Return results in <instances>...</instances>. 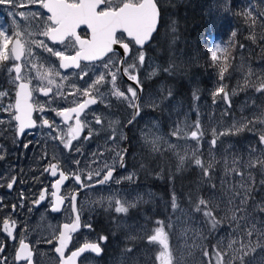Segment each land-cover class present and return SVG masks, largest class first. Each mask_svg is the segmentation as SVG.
Masks as SVG:
<instances>
[{
  "label": "snow or ice",
  "instance_id": "6c2138e0",
  "mask_svg": "<svg viewBox=\"0 0 264 264\" xmlns=\"http://www.w3.org/2000/svg\"><path fill=\"white\" fill-rule=\"evenodd\" d=\"M0 6H7L13 18L10 27H0V68H6L9 82L14 88V102L7 105L3 103V98L10 93L0 91V112L8 116L5 134L11 132L14 141L21 143L24 149H28L33 141L24 143L22 138L33 135V130L47 129L48 137L58 142L51 160L47 152L41 157L46 161L42 175L53 178L50 188H42L32 204L39 206L49 201L48 210L52 213L70 209L67 221L55 230L54 251L58 255V264H77L78 258L86 252L99 256L103 251L100 242L107 240L106 236L100 235L99 242L85 240L74 250L69 249L73 234L81 227H92L91 224L82 223L80 194L86 189L111 183L122 185L127 181L135 184V171L121 177L116 175L118 169L127 171L130 150L125 146L129 137L122 130L134 125L145 107L156 110L162 107L164 101L170 102L172 97L171 90L164 95V89L147 99L142 95L144 85L140 72L146 64L144 48L158 30L161 19L159 0H0ZM217 7L225 15L232 11L229 0H218ZM235 15L249 29L247 39L264 49V12H256L250 3ZM258 24L261 28L259 34ZM82 26L87 30V35L83 37L80 34ZM236 36L237 32L232 31L227 43L216 42L208 54L212 65L218 70L219 82L211 94L212 103L217 104L219 98L227 109L232 107L231 96L236 94V89L229 91L223 81L234 67L233 50L246 47L243 43L237 45ZM133 45L136 46L135 53ZM118 48L123 50L122 55L118 54ZM174 70V64L162 69L154 67L148 78L157 76L160 71L171 74ZM69 71L73 79L69 78ZM124 78L131 82L126 89L119 84ZM247 89L264 96V68L259 72L248 68L240 87L241 91ZM38 96L46 98L45 102L41 103ZM109 97L131 110V118L126 125L116 119L106 121L104 116L94 112L89 118L92 106L103 104L106 109L113 106ZM193 99H199L195 92ZM58 101L67 102L68 106L52 108L51 105ZM245 108L247 112H242L239 119H234L222 131L217 127H212L210 133L206 131L199 109H194L196 120L191 125L187 122L175 124L169 139L158 135L155 125V131L142 134L145 144H150L152 153L163 152L164 146H167L166 151L171 152L178 161L177 170L189 162L198 168L204 183L211 190L207 197L201 195L193 200L190 196L187 213L180 209L175 194L170 203L173 214L182 212L180 220L185 215L189 217L183 232H191L194 237L192 247L200 248V264H264V198L257 199L256 196L258 189H264V104L257 105L253 100ZM227 109L225 115L229 114ZM48 111L54 112L59 123L47 118L45 113ZM35 113L40 115L36 116ZM4 123L5 120L0 119V125ZM244 132L258 133L257 143L250 144L246 149L247 158L235 153L231 147L225 149L223 154L218 153L223 137ZM102 133L107 149L93 152L86 167H81L82 161L74 158V169L63 166L65 152L70 157L73 153L82 154V147H77V144L90 141ZM206 136H210L207 157L202 152V141ZM190 142H195L194 146ZM36 143L41 141L37 140ZM2 159L4 156L0 155ZM144 167L141 163L140 168ZM69 181L74 182V187L64 194L62 189L67 187ZM17 182L18 177L11 175L0 181V186L6 183L7 189L12 191ZM105 199L115 213L127 214L131 208L137 207L142 197L132 200L109 195L92 203H103ZM27 200L28 196L21 191L18 202L11 204L9 215L2 220L0 232L5 234V241H13L12 264H34L33 248L25 238L17 242L18 221L12 219L18 210L25 208ZM6 207L0 198V211ZM31 211L29 207L28 212ZM193 217L201 218L200 227L192 226L197 223ZM154 225L142 237L148 246L155 249L152 264H180L170 245L169 230H174L175 224L170 220L166 223L156 219ZM221 232L224 236L215 244L206 247L199 243L200 240L208 241L213 235L219 236ZM47 243L51 244L53 240L49 239ZM6 251L7 244L0 243V264H9ZM124 251L126 256H130L134 249L126 248Z\"/></svg>",
  "mask_w": 264,
  "mask_h": 264
},
{
  "label": "rangeland",
  "instance_id": "374dc122",
  "mask_svg": "<svg viewBox=\"0 0 264 264\" xmlns=\"http://www.w3.org/2000/svg\"><path fill=\"white\" fill-rule=\"evenodd\" d=\"M214 2V11L220 16L219 21L225 25L228 23L227 18L231 15H229V13L225 15L223 11L217 7L218 0H214ZM249 4V2H245L243 9L248 7ZM259 12H263V10L261 9ZM260 31L261 28L258 24L257 33L259 34ZM248 35L249 29L243 27V33L240 35L241 41L239 44L243 43L246 47L243 50L239 49L238 47L236 48V60L233 65L234 67L230 69V73L226 74V77L228 78L227 80L229 82L227 80L223 81V83L228 86L229 91L236 89V94L231 96L232 107L230 109H227V105L219 98L217 104L214 105L211 102V94L219 85L218 77L213 79V87L210 91H208L207 82L203 80L200 82L201 92L205 95L207 94L205 92H209V97H207L208 99L204 97L202 100H194V92L199 96V84L196 78V85L194 79V86L190 95V100L189 94L183 93L176 96L177 94L174 93L175 96L172 95L170 102L168 100L164 101V104L161 108L153 110L150 107H145L141 115L137 117L135 124L130 126L133 136L131 137V141L133 145L137 146L138 149L132 151L127 171L123 169L121 173L117 175V177L125 176L129 172L135 171L137 173L135 184H130L127 181H125L122 185H115L114 183H111L109 185L98 186L96 188L90 189L87 194L91 203L92 201H100L101 198H106L109 195H119L132 200H136V198L139 196L142 197V199L137 202V207L131 208L127 214L115 213L114 209L109 208L106 199L103 201V203L96 204L104 208L106 218L107 220H110L108 221V226L114 235H112L110 242V245H112L111 254L106 253V255L100 260H95L90 257L87 261L88 264H134V262L135 264H152L155 256V249H153L152 246H148L146 244V240L142 239V237L144 236L145 232L150 231L155 226L154 221L156 219L164 220L166 223L170 220L175 224V229L169 230L170 245L174 250L175 256L179 260L180 264H200V248L192 247L194 237L191 232L187 234L183 232V227L185 226V222L189 219V217L185 215L183 220H180V218L182 216V212H188L190 207V196L193 200L197 199L201 195L207 197L210 195L211 190L209 189L208 185L204 183L200 174V170L189 162L188 165H193L197 171L194 193L189 196H178L173 191L171 184L169 182H164L162 176L164 167L168 168L167 172L169 174H173L178 171L177 159L171 152L166 151V145L164 146L165 151L160 153H152L150 151V144H145L142 134H149L151 131H155L153 128V125H155L156 128H158L157 134L163 136L164 139H169V133L175 124L179 123L183 125L185 122H187V124L191 125L196 120L197 116L194 109H199L200 117L206 131L210 133L212 127H217L222 131L224 128L228 127L234 119H239L242 112H247L245 108L246 104L251 105L253 100H255L257 105L264 104V96L255 94L251 89L244 91L240 90V87L243 85L244 75L249 67H251L255 72H259L262 68H264V59H262V57H264V49L248 40ZM227 38L228 37L221 36L220 34L218 35V33L214 32L211 42L209 43L208 50H210L211 47L214 46L218 41L226 43ZM161 54L163 53L161 52ZM165 58H175V55L167 53ZM241 65H243V70L241 69ZM154 67L160 68V62L158 58L154 57V55L147 57L146 64L140 72L141 80L145 84V90L143 92L144 99H147L149 96L156 95L158 90L164 89L165 87L163 81H157L159 78L158 75L161 71L157 76H154L150 79L148 78L149 72ZM200 74L202 76L203 72L200 71ZM69 78L73 79L72 75ZM121 82V86L126 89L128 84L127 81L122 79ZM188 90L190 89L188 88ZM167 92L168 91L164 92V95H167ZM108 99L113 105L110 109H106L103 104H100V106L95 107L93 112L104 116L106 121L116 119L124 123L129 117V111L131 110L126 109L124 105H122L119 101H116L114 98L109 97ZM205 106L208 109H205ZM226 109L229 113L228 115H225ZM89 118H91L90 113ZM122 131L123 133L125 132V127ZM209 138L210 136H206L202 141V152L204 153L205 157L208 155ZM257 138L258 133L255 132H244L237 136H225L222 138V143L219 146L218 153L223 154L225 149L231 147L235 153L243 155L245 158H247L246 149L250 144H256ZM92 140L95 143L94 150L90 151L89 157H84L87 165L92 159L93 152L107 149L103 133L99 136H94ZM173 142H175L174 138ZM83 143L88 144V142L84 141ZM190 143L192 146L195 144V142ZM139 153L142 155H139ZM76 158L77 157H74V159ZM217 158L219 159V155H217ZM141 163L145 165L143 169L140 168ZM161 164L162 166H160ZM257 179H259V177H257ZM152 183H155L158 187H154ZM216 184L217 193H219L220 184L218 179L216 180ZM173 194L176 195L177 202L182 212L177 211L175 214L172 213L170 203ZM256 196L257 199L264 198V189H258ZM193 218L197 220V223L192 226L200 227L199 220L201 218ZM41 226L42 237L37 241V248L42 255L39 258L40 260L38 264H51V257L48 253H46L47 249L45 243L50 239H48V237L52 232V223L51 221L47 220V223L45 225L43 223ZM205 235H207L206 232ZM222 236H224L223 232H221L219 236L213 235L208 241L200 240L199 243L204 244V246L207 247L210 244H215ZM129 237L135 238L129 239ZM126 248L134 249L130 256H126L124 251Z\"/></svg>",
  "mask_w": 264,
  "mask_h": 264
},
{
  "label": "flooded vegetation",
  "instance_id": "af4514ba",
  "mask_svg": "<svg viewBox=\"0 0 264 264\" xmlns=\"http://www.w3.org/2000/svg\"><path fill=\"white\" fill-rule=\"evenodd\" d=\"M163 2H167L166 0H159V6L161 9V4ZM162 11V9H161ZM162 17V12H161ZM12 17L9 15V8L7 6H0V27L8 28L11 26L12 23ZM161 22V19H160ZM159 22V24H160ZM158 24V26H159ZM81 36L87 35V30L81 28L80 30ZM155 34V33H154ZM153 34V37H154ZM153 39V38H152ZM151 39V41H152ZM149 42L145 48V54H146V60L147 57L153 56L157 57L160 62V69L164 67L163 63L161 62V58L159 55H162V57H166L167 52L159 51L156 48L158 47V44ZM136 46L133 45L134 53H135ZM159 49V47H158ZM158 51V53L156 52ZM118 54L122 55L121 50H118ZM161 52L163 54H161ZM210 50H208V53ZM44 55H47L46 53ZM53 61H55V58H51ZM115 59V57H114ZM131 62V61H129ZM210 63L203 69H198V77L197 81L199 84V100L208 99L209 92L212 90V84L213 79L218 77V70L215 68L211 61ZM56 64L58 65V61H56ZM200 71L203 72L206 76V82L208 83V91L206 95L201 92L200 88V82L202 81V76L200 74ZM163 71L160 72L158 75V80L164 83V92L167 91L165 80L162 76ZM230 73V70H229ZM69 77L71 76V71L67 73ZM228 78L226 77L225 80ZM126 80V78H124ZM122 80L119 81V84L121 85ZM127 81V80H126ZM228 81V80H227ZM229 82V81H228ZM127 83H131L130 81H127ZM144 85L145 90V84ZM166 90V91H165ZM0 91H8L10 95L8 97L3 98V103L7 105L9 102H14V88L9 82V77L6 68H0ZM144 92V91H143ZM159 92V90H158ZM204 94V95H203ZM143 95V93H142ZM41 103L45 102L44 97H37ZM212 100V98L210 97ZM212 102V101H211ZM201 103V102H200ZM58 105L68 106V103L65 101H58L57 104L51 105L52 108L57 107ZM96 106H92V108L89 110L90 115L93 113V110ZM205 109H208L205 106ZM129 117L131 118V111H129ZM34 115L39 116V113H35ZM47 118L50 120L55 119L59 123V118L55 117L54 112L48 111L45 113ZM0 119L5 120V123L3 125H0V155L4 156V159L0 160V181L6 180L7 177L11 175H16L18 177V182L14 186V189L12 191H9L6 187V183L3 184V186H0V198H2L3 203L7 205L6 208H4L2 211H0V229H2V220L4 217L8 216L11 211V204L17 203L19 198V193L23 191L27 196L28 200L25 202L26 206L22 210H18L17 213L12 217V219H16L18 221L17 229H16V236H17V242L20 238H25L27 242L30 243V245L33 248V262L34 264H38L39 258L42 254H40L38 250V244L37 241L39 238L42 237V224L44 225L48 221H51L52 223V232L49 235L48 239H52L53 243H45L47 252L51 257V264H58V255L55 253V230L58 228V226L64 222L67 221L68 217L70 216V209L67 212H61V213H52L49 209V201L42 202L39 206H33L32 200L36 197H38L39 192L42 188L47 186L50 188L51 182L53 180L52 177H50L47 174L42 175V169L46 161L42 160L41 157L44 155L45 152L48 154V159L51 160L53 156V151L56 149V145L58 142H53L47 135V129H38L33 130V135H28L23 137V142L27 143L29 140L33 141L32 145L28 149H24L21 143L15 142L13 134L11 132H7L5 134L6 129L8 128L7 119L8 116L6 113L0 112ZM127 120L124 122V124H127ZM131 126V125H130ZM130 126L125 127L124 134H127L129 137L128 142L125 143V146L128 147L129 153L127 158V167L130 163V156L133 150H137V146L133 145L131 141L132 132ZM61 127H64L61 125ZM41 133H44V135H41ZM39 140L41 143L37 144L36 141ZM88 142V144H84L83 141H81L79 144H77V147H82V154H76L73 153L70 157L67 152L64 153L62 159L65 162L64 167H68L69 170L74 169L76 166L72 163V160L74 157H77L76 159H79L82 161L81 167H86V160L84 157H89L90 151L94 150L95 143L93 140L90 141H84ZM103 147V146H102ZM100 148V147H99ZM106 150V149H103ZM102 150V151H103ZM59 154L58 152L56 153ZM139 155H142L139 153ZM55 162V161H53ZM123 169H118L116 175L120 174ZM23 181V182H20ZM147 183V182H146ZM145 183V184H146ZM148 185V183H147ZM74 187V182L69 181L67 182V187L62 189V192L64 194H67L70 189ZM90 189L84 190L80 196H79V203L80 205H83L82 210V223H88L91 224L92 227L84 228L81 227V229L73 234V239L69 243V249L74 250L75 247H78L80 244H82L85 240L88 241H94L99 242L98 237L100 235H104L107 237V240L101 243V247L103 249L102 253L97 256L95 253L86 252L84 253L80 258H78L77 264H88V258H93L95 260L102 259L106 253L111 254L112 245H110L111 237L114 235L112 233L111 229L108 226V221L106 218L105 210L102 206H98L96 204H93L90 202L88 191ZM31 207L32 211L28 212V208ZM44 214V217H43ZM111 215V213H110ZM5 234L0 232V243H6L7 244V251L6 255H8L9 258V264H12L13 261V241L11 239H7L5 241L4 239ZM114 247V246H113ZM109 249V251H108Z\"/></svg>",
  "mask_w": 264,
  "mask_h": 264
},
{
  "label": "trees",
  "instance_id": "16d2710c",
  "mask_svg": "<svg viewBox=\"0 0 264 264\" xmlns=\"http://www.w3.org/2000/svg\"><path fill=\"white\" fill-rule=\"evenodd\" d=\"M245 2L251 3L256 12L261 9L264 12V0H230L232 11L225 25L219 21L220 16L214 11V0H169L161 4V22L151 42L158 44L157 50L175 55V58H164L156 50L164 67L169 64L175 65V70L171 74L162 73L167 91L171 90L172 95L176 93V96L189 94L190 100L194 79L196 85L198 69H203L210 63L208 47L213 33L228 37L227 43L231 32L236 31L237 45L241 41L243 27L247 26L235 13L243 10ZM235 50L236 48L233 65L236 60ZM202 80L206 82L204 73ZM167 170L168 168L164 167L163 180L171 184L178 196H189L194 193L197 171L193 165L187 164L173 174H169ZM152 185L158 187L155 183Z\"/></svg>",
  "mask_w": 264,
  "mask_h": 264
},
{
  "label": "water",
  "instance_id": "95a60500",
  "mask_svg": "<svg viewBox=\"0 0 264 264\" xmlns=\"http://www.w3.org/2000/svg\"><path fill=\"white\" fill-rule=\"evenodd\" d=\"M118 50H121V53L123 54V50H122V49H119V48H118Z\"/></svg>",
  "mask_w": 264,
  "mask_h": 264
}]
</instances>
